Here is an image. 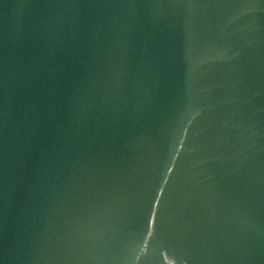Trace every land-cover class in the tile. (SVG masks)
Returning a JSON list of instances; mask_svg holds the SVG:
<instances>
[{"label": "water", "instance_id": "95a60500", "mask_svg": "<svg viewBox=\"0 0 264 264\" xmlns=\"http://www.w3.org/2000/svg\"><path fill=\"white\" fill-rule=\"evenodd\" d=\"M0 264H264V0H0Z\"/></svg>", "mask_w": 264, "mask_h": 264}]
</instances>
